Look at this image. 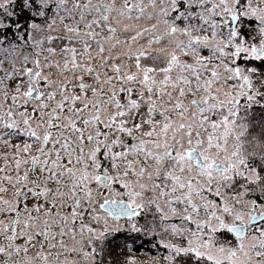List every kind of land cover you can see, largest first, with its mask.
I'll list each match as a JSON object with an SVG mask.
<instances>
[{"label": "snow or ice", "instance_id": "snow-or-ice-1", "mask_svg": "<svg viewBox=\"0 0 264 264\" xmlns=\"http://www.w3.org/2000/svg\"><path fill=\"white\" fill-rule=\"evenodd\" d=\"M0 264H264V0H0Z\"/></svg>", "mask_w": 264, "mask_h": 264}, {"label": "flooded vegetation", "instance_id": "flooded-vegetation-1", "mask_svg": "<svg viewBox=\"0 0 264 264\" xmlns=\"http://www.w3.org/2000/svg\"><path fill=\"white\" fill-rule=\"evenodd\" d=\"M153 251H155V250H153ZM135 255L138 257V258H140V259H146L147 257H146V254L141 250V251H139V252H137V253H135Z\"/></svg>", "mask_w": 264, "mask_h": 264}]
</instances>
